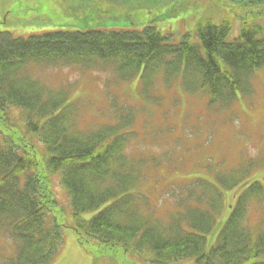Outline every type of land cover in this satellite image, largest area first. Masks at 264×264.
Masks as SVG:
<instances>
[{"label": "trees", "instance_id": "obj_1", "mask_svg": "<svg viewBox=\"0 0 264 264\" xmlns=\"http://www.w3.org/2000/svg\"><path fill=\"white\" fill-rule=\"evenodd\" d=\"M229 31L226 20H205L196 27L197 43H174L153 23L141 31H51L27 38L0 32V233L16 241L13 256L0 264L52 262L64 234L58 218L66 216L56 183L68 195L78 243L107 264H264V249L259 254L264 240H254L245 224L247 204L264 196L259 181L240 189L214 245L207 247L206 237L219 221L220 188L238 186L250 167L228 172L226 183L216 174L209 180L212 173L205 171L187 175L196 187L183 191L167 222L155 219L140 205L149 198L138 193L144 180L140 164L130 167L125 158L130 112L93 131L73 132L75 111L67 93L51 92L25 72L34 63L113 61L118 79L140 82L145 97L159 75L165 84L176 81L184 92H202L209 106L224 108L253 72L264 68V39L243 28L242 40L226 42ZM206 194L209 201L203 202ZM95 210L92 218L79 221Z\"/></svg>", "mask_w": 264, "mask_h": 264}, {"label": "rangeland", "instance_id": "obj_2", "mask_svg": "<svg viewBox=\"0 0 264 264\" xmlns=\"http://www.w3.org/2000/svg\"><path fill=\"white\" fill-rule=\"evenodd\" d=\"M154 20L155 28L174 43H197L196 27L205 20L229 23L226 42L242 40L243 28L261 40L264 0H0V32L16 38L51 31H141ZM134 22L144 25L137 27ZM25 72L49 91L67 93L75 111L73 132L93 131L130 112L132 121L125 132L131 136L125 158L133 164L130 167L140 164V179L144 180L138 185V193L149 197L140 205L155 219L167 222L183 191L196 187L187 175L205 171L212 173L209 180L214 181L216 174L226 183L231 182L229 173L250 167L238 186L220 188L219 221L206 237L208 248L214 245L244 184L259 181L264 187V68L255 70L248 85L236 92V100L224 108L209 106V96L202 92H184L176 81L165 84L159 75L153 78L145 97L140 82L134 86V81L118 79L113 61L60 67L34 63ZM171 171L175 172L166 178ZM55 195L66 216L58 218L64 229L63 240L49 264H107L92 258L78 243L73 229L77 222L69 215L68 195L58 183ZM209 198L208 194L201 195L203 202ZM149 204L152 206L148 208ZM97 212L83 213L79 221L89 220ZM245 224L254 232V240H264V196L247 204ZM15 246L7 232L0 233V262L13 256ZM263 249L264 244L259 254Z\"/></svg>", "mask_w": 264, "mask_h": 264}]
</instances>
